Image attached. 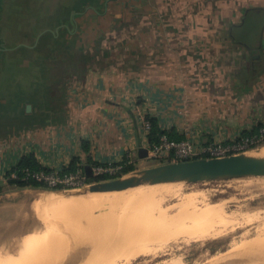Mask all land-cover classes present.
<instances>
[{"label": "rangeland", "instance_id": "374dc122", "mask_svg": "<svg viewBox=\"0 0 264 264\" xmlns=\"http://www.w3.org/2000/svg\"><path fill=\"white\" fill-rule=\"evenodd\" d=\"M225 1L202 9L198 0H149L140 6L123 0L118 11L106 0H0V91L2 82L6 89L11 85L12 98L31 106L27 113L61 108L64 94L82 85L88 71L130 68L147 48L162 65L166 44L176 54V66L193 69L184 77L187 83L215 89V96L226 99L233 70L242 75L245 68L257 69L259 52L257 45L245 54L244 47L233 51L225 43L230 23L223 17ZM261 21L250 12L236 38L255 45ZM252 114L247 132L259 126ZM240 136L233 132L209 143ZM246 153L264 159V146ZM132 165L127 177L160 163L145 158ZM59 191L5 190L1 262L238 264L232 251L261 244V262L239 264H264V176L142 183L113 193H90L86 187Z\"/></svg>", "mask_w": 264, "mask_h": 264}, {"label": "crops", "instance_id": "0c3cea01", "mask_svg": "<svg viewBox=\"0 0 264 264\" xmlns=\"http://www.w3.org/2000/svg\"><path fill=\"white\" fill-rule=\"evenodd\" d=\"M114 1L118 2L116 10H122L123 0ZM129 1L140 6L149 0ZM198 2L202 9L205 3L214 7V0ZM250 12L262 19L255 45L245 38H236L235 33L244 27ZM223 17L230 22L225 27V43L231 50L242 46L247 54L257 45L259 52L257 69L245 68L242 75L233 70L226 99L215 96V89L207 91L195 82L187 83L184 77L193 69L176 66L172 62L177 60L176 54L166 44L161 53L162 65L155 64L158 56L147 48V52L133 58L130 68L88 71L82 85H75L64 94L61 108L27 113L26 102L12 98L11 85L6 89L2 82L0 177L29 155L42 168L56 171H63L73 161L75 166L84 167L87 159L97 164L129 161L132 165L142 160L138 157L140 144L144 148L147 145L142 133L146 116L155 119L160 130L171 138L204 145L212 140L222 141L233 132H247L253 123L252 112L259 126L264 127V0H226ZM237 18L240 24L235 23ZM191 26L200 27L199 23ZM82 144L87 145V153ZM8 198L9 194L0 195V201Z\"/></svg>", "mask_w": 264, "mask_h": 264}, {"label": "built area", "instance_id": "2783aa9c", "mask_svg": "<svg viewBox=\"0 0 264 264\" xmlns=\"http://www.w3.org/2000/svg\"><path fill=\"white\" fill-rule=\"evenodd\" d=\"M143 137L147 139V158L162 162H182L193 158H219L244 153L256 149L264 140L263 134L240 136L226 142H212L204 146H197L190 140L172 139L168 134L163 133L156 142L149 143L150 124L147 121L142 123ZM131 162H116L109 164H96L91 166L92 177L106 176L108 178L119 177L124 167L131 165ZM9 179L16 180L18 175L12 173L10 177H0V185H5ZM22 181H34L42 184L48 189L70 190L87 186V177L82 165H76L75 169L68 172L56 170L31 171L24 169L20 177Z\"/></svg>", "mask_w": 264, "mask_h": 264}, {"label": "water", "instance_id": "95a60500", "mask_svg": "<svg viewBox=\"0 0 264 264\" xmlns=\"http://www.w3.org/2000/svg\"><path fill=\"white\" fill-rule=\"evenodd\" d=\"M26 110H30L27 105ZM258 149V148H256ZM240 153L219 158H199L182 162H167L138 172L134 176L123 175L108 181L95 182L85 186L90 193H106L131 188L142 183L152 185L174 182H199L221 178L263 177L264 159ZM138 157L147 158V149L141 144ZM87 178L92 177L91 167L84 166ZM126 176V177H125Z\"/></svg>", "mask_w": 264, "mask_h": 264}, {"label": "trees", "instance_id": "16d2710c", "mask_svg": "<svg viewBox=\"0 0 264 264\" xmlns=\"http://www.w3.org/2000/svg\"><path fill=\"white\" fill-rule=\"evenodd\" d=\"M112 4V6H115L118 4V2L116 1H112V3H110V5ZM108 6V5H107ZM145 121H147L149 124H150V133L148 135V142L151 144V143H154L157 141V139L159 138L160 135H162L164 133V131H161L159 126H158V123L155 119H152L148 116H146L144 118ZM262 127L260 126H257V127H254L251 131L249 132H242L241 133V136H248V135H258L260 130H261ZM263 129V128H262ZM173 139L175 140H179L178 138H175L172 136ZM264 146V140L262 142L259 143V145L257 146V148H260ZM82 150L84 153H87L88 151V147L86 144H82ZM194 159H198V158H193L192 160ZM87 165H89L90 167L93 166V165H96L97 163H94L92 161H90V159H87L86 161ZM160 164H164V163H167V161H162V162H159ZM24 169H28V170H31V171H38V170H45V171H48L47 169H44L42 168L35 160L34 156L33 155H29V156H24L20 159V161L17 163V165L10 169L9 171H7L5 173V176L6 177H10V175L12 173H16L18 175V179L16 180H12V179H9L7 181V183L5 185H0V195L3 194V193H6L5 190H8V191H17V190H25V189H31V190H41V191H59V190H62V189H48L46 188L45 186H43L42 184L38 183V182H34V181H22L20 179L21 175H22V171ZM75 169V162L73 161L70 166L66 169H64L62 172H68V171H72ZM135 170V168L133 167V165H130V166H126L124 167L123 169V172L122 174L119 176H123V175H127L131 172H133ZM117 177V178H119ZM115 179V178H113ZM108 180H112L111 178H108L106 176H101V177H91V178H87V184H91V183H95V182H101V181H108Z\"/></svg>", "mask_w": 264, "mask_h": 264}, {"label": "bare ground", "instance_id": "6f19581e", "mask_svg": "<svg viewBox=\"0 0 264 264\" xmlns=\"http://www.w3.org/2000/svg\"><path fill=\"white\" fill-rule=\"evenodd\" d=\"M264 155V153H263ZM260 158V157H259ZM156 185V184H155ZM55 192V191H54ZM57 193L59 192H62V191H56ZM110 193H113V192H110ZM33 242V241H32ZM36 242V241H35ZM38 244H41L40 242H36ZM36 243H35V246H36ZM264 244V242H263ZM240 245V244H239ZM261 245V244H260ZM259 245V246H260ZM42 246V245H41ZM257 246V247H254V248H249V247H246V245L242 244L241 246H239V248L237 250H234L232 251L229 255L231 256L232 258V262H237L238 264L241 263V262H244V261H247V260H253V261H259L261 262L259 259L262 258V256L259 257V255H261L262 253L260 252V247ZM37 248V247H36ZM41 251V249H40ZM262 251V250H261ZM228 255V256H229ZM7 259V258H6ZM230 259V258H229ZM264 260V258H263ZM4 261V259H3ZM263 262V261H262ZM0 264H9L8 262H1V259H0ZM255 264V263H254Z\"/></svg>", "mask_w": 264, "mask_h": 264}]
</instances>
